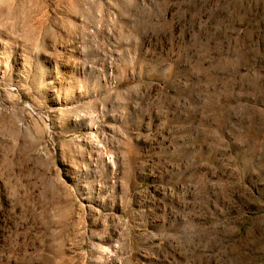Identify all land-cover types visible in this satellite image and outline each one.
Masks as SVG:
<instances>
[{
	"label": "rangeland",
	"instance_id": "374dc122",
	"mask_svg": "<svg viewBox=\"0 0 264 264\" xmlns=\"http://www.w3.org/2000/svg\"><path fill=\"white\" fill-rule=\"evenodd\" d=\"M0 264H264V0H0Z\"/></svg>",
	"mask_w": 264,
	"mask_h": 264
}]
</instances>
